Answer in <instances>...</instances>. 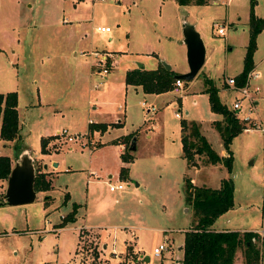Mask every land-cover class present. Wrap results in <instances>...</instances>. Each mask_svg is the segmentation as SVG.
<instances>
[{
  "label": "rangeland",
  "instance_id": "obj_1",
  "mask_svg": "<svg viewBox=\"0 0 264 264\" xmlns=\"http://www.w3.org/2000/svg\"><path fill=\"white\" fill-rule=\"evenodd\" d=\"M189 1L179 6L176 0H0V92L18 93L21 149H29L35 175L45 172V181L51 182L49 190L37 191L33 203L0 207V264H179L178 249L191 226L189 213L183 211L187 208L183 176L195 180L196 187L212 190L221 180L230 179L234 207L226 216L229 228L247 232L261 228L264 134L241 132L233 138L229 174L222 165L186 170L180 158V120L199 123L212 151L216 155L223 151L207 120L205 93L200 91L205 77L220 88L221 81L242 71L248 39L247 0H215L216 5L213 0ZM182 22L200 35L207 57L195 78L181 81L177 92L157 99L128 86L125 70L140 63L148 67L151 55L164 59L175 75L187 73ZM103 26L110 31L97 30ZM217 27L225 28L224 36L216 33ZM257 36L252 62L260 75L256 81L260 93L255 98L259 110L254 111V106L250 117L262 120L264 33ZM104 53L113 57L106 60L108 73L100 74L93 65ZM218 98L231 110L238 94L223 90ZM240 104L243 111L248 108L244 100ZM243 111L237 116L243 117ZM88 122L111 125L100 135L88 130ZM57 129L77 138L56 139ZM130 134L137 148L127 151L125 147L124 152L134 155L132 162L121 159L118 144H104L127 135L124 141L130 146ZM43 136L49 138L45 154L40 145ZM99 140L103 145L98 146ZM3 144L0 141V154L9 156L13 164L20 148L16 149L15 141ZM44 165L55 168L53 175ZM127 166L128 175L121 178L124 189L110 191L106 181L116 184ZM6 183L0 180V202ZM88 197L91 222L111 227L109 236L104 231L107 253L103 256L94 234L80 227ZM74 204L76 220L60 227ZM127 243L134 253L130 246L125 250ZM160 244L167 250L155 257L153 248ZM258 245L264 264V237ZM241 253L236 252L235 264L242 262Z\"/></svg>",
  "mask_w": 264,
  "mask_h": 264
},
{
  "label": "trees",
  "instance_id": "obj_2",
  "mask_svg": "<svg viewBox=\"0 0 264 264\" xmlns=\"http://www.w3.org/2000/svg\"><path fill=\"white\" fill-rule=\"evenodd\" d=\"M179 6H187L189 0H176ZM202 1H197L201 3ZM255 0H249L248 5V39L244 48L245 53L242 59V71L234 78L235 86L242 87L249 71L253 68L252 56L255 52V39L258 34L264 31V18L259 19L253 15ZM177 75L168 71L160 62L156 69L140 68L128 69L125 71V83L134 87H140L146 94H159L174 90L173 83ZM204 93L207 95V103L210 112L220 116V121H215L213 128L219 135L225 157H218L212 151L208 142L199 132L197 123L179 121L181 158L188 166L195 165V154L197 157L203 156L207 165L215 166L220 163L229 174L231 172L233 157L229 147L234 137L243 130V125L237 120L235 112L228 110L220 103L218 89L212 85L211 80L204 78ZM18 93L0 92V139L11 142L15 141L14 146L21 151L22 142L19 113L17 110ZM115 124V123H114ZM111 124L109 123H88V130L106 132ZM130 139L133 134L128 135ZM49 138L40 139L42 153H47V143ZM131 141V140H129ZM24 147V146H23ZM130 146H126L128 151ZM125 151L121 154L123 161H131L132 156ZM12 168L10 157L0 154V180L6 179ZM127 167L122 168L120 177H125ZM45 172H36L35 185L36 191H47L50 189L51 182L44 179ZM184 204L191 212V226L184 233L181 245V258L179 264H234L236 252L242 250V262L240 264H261L259 243L261 238L255 232L239 233L228 231H213L211 226L223 214L229 212L233 206V183L229 180H221L216 190L204 187H194L190 180H183L182 189ZM2 204V203H0ZM76 204L73 210L68 213L59 223L60 227L76 220ZM131 251V249H130ZM98 257V252L95 251ZM135 258V257H134Z\"/></svg>",
  "mask_w": 264,
  "mask_h": 264
},
{
  "label": "crops",
  "instance_id": "obj_3",
  "mask_svg": "<svg viewBox=\"0 0 264 264\" xmlns=\"http://www.w3.org/2000/svg\"><path fill=\"white\" fill-rule=\"evenodd\" d=\"M228 1L230 2V3H232V2H234V0H227L226 2L228 3ZM216 1L215 0H213L212 1V4H214V5H216ZM248 5H249V0H247V10H246V21H248V17H249V15H248ZM253 15H255V17H257V18H259V19H263L264 18V0H255V5H254V7H253ZM241 20V18H236V21H240ZM233 22L234 21H229V24H233ZM228 24V23H227ZM264 33V31H262L258 36H257V39L262 35ZM247 44V43H246ZM256 51H257V48L255 49ZM120 53V52H119ZM109 55H111V57H113V55L112 54H110V53H108ZM152 54H154V53H152ZM148 57H151V58H148V59H150L152 62L149 64V66L148 67H145L144 66V63H141L142 64V67L143 68H145V69H156L157 67H158V64L161 62V59L159 58V56L158 57H153L152 58V55L151 56H148ZM149 60V61H150ZM206 61H207V57H206V53H205V58H204V63H203V65L206 63ZM254 61V60H253ZM113 64V63H112ZM202 65V66H203ZM94 66H96V63H95V65H93V67ZM258 65H257V63H253V69L257 72V67ZM92 67V68H93ZM202 68V67H201ZM133 69V68H132ZM98 68H97V72H98ZM128 70V69H127ZM126 71V70H125ZM170 71H172L173 72V70L171 69V67H170ZM188 71V70H187ZM98 73H100V72H98ZM108 73V72H107ZM258 74H259V72H257ZM101 74V73H100ZM103 74V73H102ZM237 75H233L232 76V78H235ZM260 76V75H259ZM206 78V77H205ZM226 79H230V78H226ZM224 80V79H223ZM224 85V81H221V87L219 88V87H216L217 89H218V95H222V92H223V90H225V91H227L228 90V88H227V86H223ZM128 86H130V87H133L134 89H139V90H141L140 89V87H134V86H132V85H128ZM204 87H203V89L200 91V93H204ZM143 91V90H142ZM144 93V92H143ZM165 93H167V92H163V93H159V94H147L151 99H157V98H159L161 95H163V94H165ZM146 94V93H145ZM204 95V94H203ZM205 96V98H206V102H207V95L205 94L204 95ZM253 103H254V106L256 107H254L255 109H254V111L256 110V111H258L259 110V108H257V106H258V103H257V101L256 100H254L253 101ZM207 105H208V103H207ZM225 105V104H224ZM208 109H209V105H208ZM209 115H208V117H207V120H208V122H209V124H210V128H212V129H214L213 128V124H214V122L215 121H220V119H218V120H216L215 119V115L216 114H212L211 112H210V109H209ZM251 116V115H250ZM180 119V118H179ZM178 119V120H179ZM186 122H193V123H195V121H192V120H188V121H186ZM89 123V122H88ZM107 123V122H106ZM118 123H120L119 121H118ZM197 125L199 126L200 124L199 123H197ZM109 129H110V127L106 130V132H108L109 131ZM59 130L57 129L56 130V132H58ZM99 132V131H98ZM106 132H104V133H101V132H99L100 133V135H104ZM244 134H246V133H244ZM202 135V134H201ZM47 136V135H46ZM46 136H43V137H46ZM125 136H127V135H124V136H120V137H115V138H112V139H109V140H107L106 142H104V144H107V143H112V144H118V146H119V151H120V154H123L124 153V149H125V147H126V143H125V141H124V137ZM146 136L147 137H150V134L148 133V134H146ZM203 136V135H202ZM235 138V137H234ZM179 139H180V126H179ZM179 139H178V141H179ZM205 139V138H204ZM0 141H2V142H4L5 144H3V146H5L6 145V143L7 142H5L4 140H2V139H0ZM207 141V140H206ZM180 142V141H179ZM208 142V141H207ZM135 143H136V141H135ZM98 146H101V145H103V142H101L100 140H99V142H98ZM209 144V143H208ZM232 144V143H231ZM97 146V147H98ZM209 146H210V144H209ZM136 148H137V143H136ZM211 148V147H210ZM136 150V149H135ZM135 150H133V151H135ZM179 151H180V158H181V143L179 144ZM131 156H132V160H131V162L133 161V159H134V155L133 154H131V153H129ZM1 155H3V154H1ZM195 156L197 157V155L195 154ZM218 157H225V152L224 151H222V152H220V154L219 155H217ZM182 159V158H181ZM204 160V158L203 157H198L197 159H195V161H194V163H195V165L194 166H192V167H190V166H188L187 165V163H186V161L183 159V161H184V165H185V169L186 170H188V169H190V170H192V171H198V169L199 168H201V167H205V166H209L210 168L211 167H213V168H215V167H220L221 166V164H215V166H212V165H207V164H205V162L203 161ZM11 161H12V159H11ZM55 162V161H54ZM53 161H52V163H54ZM57 163V162H56ZM59 164L57 163V166H58ZM12 166H13V164H12ZM45 166V165H44ZM49 165H47V168H45L47 171H49L52 175H53V171H54V167H53V169H52V167L50 166V168L48 167ZM56 166V167H57ZM127 169H128V166H127ZM53 170V171H52ZM127 173H128V171H127ZM183 173V172H182ZM128 175V174H127ZM108 177H111V174H109L108 175ZM122 177H120V176H118L117 177V179L119 180V182H121V179ZM184 179H188V180H190V183L194 186V187H196V185L194 184L195 183V180H193V179H189V178H187V177H184L183 176V178H182V180H184ZM118 180H117V182H118ZM108 181H110L111 182V179H108ZM108 181H106V183H107V185H108V188H109V184H108ZM183 182V181H182ZM138 186H140V184L139 183H137L136 184V187H138ZM5 187H6V185H5ZM199 187V186H198ZM197 187V188H198ZM219 187V186H218ZM217 187V188H218ZM204 188H207V187H204ZM216 188V189H217ZM209 189V188H208ZM215 189V190H216ZM5 190V189H4ZM123 190V189H122ZM122 190H118V191H122ZM212 190V189H211ZM111 191V190H110ZM116 191V190H115ZM2 202H3V200H2ZM2 202H0V203H2ZM90 202V198L88 197L87 198V201H86V206H87V214L85 215V220L82 222V224H81V226L80 227H83L84 229H86L89 233H93L94 234V237H95V239H96V243H99L100 244V248H101V250H102V252H101V255L103 256L104 255V253H107V250H106V243H104V238H105V233L109 236L110 234H112V232H111V227L110 226H108V227H106V225H102V224H95V223H93V222H91V219H90V216H91V214H92V210H91V207H89L88 206V203ZM5 205H8V204H5V203H2V204H0V207H2V206H5ZM88 207H89V209L91 210L90 212H89V210H88ZM233 207H234V204H233V206H232V208L229 210V212H231L232 211V209H233ZM184 208V207H183ZM184 212H186V213H189V215H190V219H191V212H190V209L187 207V208H185L184 210H183ZM229 212H227V213H225V214H223L222 216H220L219 218H217V220L214 222V224L211 226V228L210 229H212L213 231H215V232H217V231H228V232H235V231H237V232H239V233H244V232H247L246 230H244V229H237V228H235V229H231V228H229V220H228V217H226L227 216V214L229 213ZM262 226V219L260 220V227ZM189 228H190V226H189ZM189 228L187 229V231L189 230ZM261 229H262V227L258 230V229H253V230H251L250 232H255V231H261ZM104 231H105V233H104ZM261 239H263V237H260ZM182 245V244H181ZM127 246H130L131 248V250H132V245L131 244H129V243H127L126 244V246H125V250H126V248H127ZM181 247V246H180ZM179 247V249H178V251H180V253H181V248ZM113 250H115L114 249V247H111ZM127 251V250H126ZM133 251V253H134V249L132 250ZM113 256L115 257V258H119V255H117V253H115V252H113ZM145 257H146V255H145ZM145 257H144V259H145ZM111 260V259H110ZM112 260H113V258H112ZM111 263H113V262H111ZM235 264V263H234Z\"/></svg>",
  "mask_w": 264,
  "mask_h": 264
},
{
  "label": "water",
  "instance_id": "obj_4",
  "mask_svg": "<svg viewBox=\"0 0 264 264\" xmlns=\"http://www.w3.org/2000/svg\"><path fill=\"white\" fill-rule=\"evenodd\" d=\"M182 44L185 48V61L187 73L177 75L176 80L192 81L201 70L204 63L205 51L203 48L200 35L195 31L192 25L186 22L181 24ZM164 67L170 71V67L164 59H161ZM142 64H138L140 68ZM136 138L132 137L130 141V150L136 149ZM54 165H57L54 162ZM46 168V165H45ZM35 167L32 155L27 148L21 149L17 157L13 161V166L6 178V187L3 194V202L10 206H20V204H29L36 201L37 191L35 185ZM146 255L144 260H148Z\"/></svg>",
  "mask_w": 264,
  "mask_h": 264
},
{
  "label": "built area",
  "instance_id": "obj_5",
  "mask_svg": "<svg viewBox=\"0 0 264 264\" xmlns=\"http://www.w3.org/2000/svg\"><path fill=\"white\" fill-rule=\"evenodd\" d=\"M93 2L98 1V2H103V0H92ZM97 30L99 32H109L110 28L109 27H98ZM225 28L224 27H217L216 33L219 36H224L225 33ZM97 52H94V55H96ZM109 54L104 53L102 54V57L98 59L96 62V67L99 69L98 72H101L103 74L107 73V67H106V60L108 58ZM259 79V74L252 69L251 71L248 72L244 84L242 87H237L235 86L234 78L226 79L224 81V85L228 87L229 91H234L238 94V98H234V100L231 102V111L235 112L236 118L238 121L243 123V130L242 132L244 133H250V132H258L264 134V119L260 120V118H252L250 117L251 111L254 109V103L253 101L255 98L259 95L260 93V88L258 85H256V81ZM181 86V81L179 79L175 80L173 83V88L174 91L177 92L179 87ZM244 100L246 103H248V108L243 111L241 109V104L240 101ZM149 110V109H148ZM245 112V115L243 117H238L237 113ZM175 119H179L180 116L177 114H174ZM56 139H64L68 142H71L76 136H69L67 135V131H58L57 135H55ZM109 184V190L115 191V190H122L124 189V185L119 182H116V184L111 183L108 181ZM262 229L261 231H255L256 234L259 235V237H264V208L262 209ZM154 255L155 257H160L161 254L163 253L164 250H167V247L165 244H160L157 247H154ZM128 264H133L128 262Z\"/></svg>",
  "mask_w": 264,
  "mask_h": 264
}]
</instances>
